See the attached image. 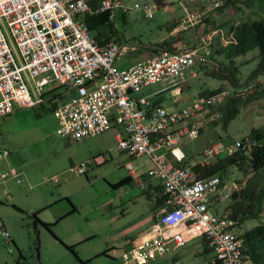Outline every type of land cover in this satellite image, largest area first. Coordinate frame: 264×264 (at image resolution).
Returning <instances> with one entry per match:
<instances>
[{"label": "built area", "instance_id": "2783aa9c", "mask_svg": "<svg viewBox=\"0 0 264 264\" xmlns=\"http://www.w3.org/2000/svg\"><path fill=\"white\" fill-rule=\"evenodd\" d=\"M225 1L209 0L206 12H187L174 32L203 22L208 11ZM157 9L158 5L130 7L125 0H102L97 10L110 12L115 21L117 13L125 15L130 10H143L147 18H153ZM91 12L88 0H0V117L14 113L15 108L45 104L46 94L58 87L75 91L77 97L55 111L58 134L82 141L119 129L124 133L118 140L119 150L131 158H144L148 178L162 185L166 197L157 224L146 239L126 250L125 261L147 264L173 252L175 246L202 239L209 242L212 257L196 264H246L235 222L211 209L212 200L222 193L220 177L200 179L194 169L233 154L243 142L213 143L193 164L183 148L185 141L199 138L202 128L220 117L206 119L199 114L218 104L222 95L199 96L182 108L135 97L157 84L166 90L186 83L198 54L189 49L164 50L120 68L126 50L119 43L101 44L93 37L82 20ZM3 156H10L9 151ZM88 164L82 162L71 171L86 174ZM127 168L130 173L136 170L132 162ZM11 173L19 176L16 169ZM0 236L12 241L1 222Z\"/></svg>", "mask_w": 264, "mask_h": 264}, {"label": "rangeland", "instance_id": "374dc122", "mask_svg": "<svg viewBox=\"0 0 264 264\" xmlns=\"http://www.w3.org/2000/svg\"><path fill=\"white\" fill-rule=\"evenodd\" d=\"M160 1L163 3L160 4ZM208 1L209 0H125V3L130 7H133L134 4L139 3L142 5L147 4L150 6L158 5V9L154 12L153 18H147L143 10H130L129 13L125 15L127 16L125 21H121L118 17L119 14L117 13V19L115 21L116 24H118L117 30L122 38V43L134 44L138 47H147L150 44L152 45L157 42L164 43L169 39L170 36H175L179 34V32H181L179 31L171 33L168 30V26L170 24H172L180 17H184L187 12H206L207 5H210ZM212 1L214 2L215 0ZM215 4L216 3H213L211 4V6H215ZM249 13L250 10L248 7L246 8V11H244V13L239 12L238 14L230 11L220 13L214 9L208 11L206 16L204 15L205 18L203 19L204 21L202 20L203 22L199 24L194 23L196 24L195 26L189 27L188 29L183 31L184 38L181 43L177 44V48H179V50L193 49L197 45L199 47L204 45L208 48L211 44L219 43V39L221 38V36L222 40L224 41L226 35L223 36L220 31L214 32V26L222 27L223 24L229 25L231 18L239 21L242 17H244L245 14ZM181 19L179 22H174L176 26L179 25ZM206 20L211 21L214 26L206 24ZM202 60L204 59L198 57L197 65L194 67L193 72L190 71L189 73H187L186 78L188 81H186V83L168 86L166 90H164L165 85L163 86L162 84H157L155 86H151L150 88L147 87L149 88L147 90H145L146 88H144L142 90L143 93H146V95H148L149 93L160 91L158 95H161L159 97L158 95L156 96L163 100L166 107H168L167 103L178 100L176 105L182 108L192 104L193 100L201 96V94L207 91H214L222 88L223 83L211 79L207 73L210 72V70L214 69L216 65L211 60ZM203 62L205 63L204 66L206 67V69H201V65H203ZM256 64L257 61L242 69V75L240 77L242 83H245L247 81L249 75L251 74V71L256 68ZM40 79L41 78H39L38 80ZM56 89V91L53 92V90H55L53 89L46 94L45 104L34 108H15L14 113L8 116L0 117V145H2L3 147L0 148V150H6V148L4 147H8V143L5 140L6 138H10L12 141L17 142L15 132L20 131L23 128L34 127L37 125V121L39 120H42L44 122L46 121L48 127H53L57 131V129L59 128V123L57 119V124H55L53 121L56 118L55 112L52 109L53 105L57 104L58 107H60L68 104L77 97V93L73 90H67L65 87H58ZM224 90H226V92L222 94V101L227 95L230 94V92H233L232 87L228 84L224 85ZM255 90V88H252L251 90H242L243 97L248 98L255 92ZM141 92L139 94H141ZM183 94H186V99L184 102L179 100L180 96ZM55 95H60V97L58 100L52 103L50 100ZM156 96L153 95L152 97ZM206 112H204L202 115L199 114V118H201V116L202 118H206ZM213 121H209L204 126L199 138L194 141H185V146L183 145V148H186V150H188L189 148L196 154L197 152H200L204 146H211L213 143L220 141V139H222V141L226 145H232L237 141L247 139L251 134L253 128L264 127V101L250 102V104L244 107L242 109L241 115L231 123L228 132H225L221 126H212L211 123H213ZM119 131V129H113L106 133L82 141H77L70 137H61L63 138V141L64 139H67V146L69 148L76 150L80 147L86 146V143L90 144L92 143V141L107 138L108 136L115 137L117 136V133L119 134L121 132ZM121 152L122 154L125 153L123 151ZM112 154L114 157H117L116 152H112ZM140 159L144 161V158ZM196 159H193L192 163H194V160ZM132 161L135 164H139L138 160ZM81 163L82 162H79L77 164H74L73 166L79 165ZM107 163H111V165H106ZM107 163L101 166H108L106 167L108 169L113 168L112 170H114L115 172H118L117 170L122 169H115V165L112 164L111 160H108ZM98 167L94 166L93 169L90 170V167L88 165V168L90 170L88 179L86 178L85 174L72 173L71 175L67 176L70 179L69 187H74V185H78V187H80L78 189L79 192L77 193L79 202H85L87 199L91 200L93 201V206L95 208H97L100 202L110 197L112 200H115L114 197H118L119 193L124 190L122 187L118 191L112 192V189L109 187L108 181L103 178V171L95 172ZM0 175H2V173ZM243 175L244 173H240L236 168L231 170V174L225 182V187L223 188L221 195L218 196V198L213 202L212 211L215 212V209L219 208L220 206H222L221 210H224L225 206H227L228 204L227 195H229L233 191L235 185H238L237 181L244 180ZM0 180H2L1 176ZM86 180L94 182V186L91 189H85L82 191L81 189L83 188L84 183H86ZM13 182L16 183V180H14ZM58 187L59 184L50 182L46 185H43L39 189H48L49 192L57 189ZM124 187L125 191L127 192L125 194L126 200L133 201L137 197L139 199V202L136 206L135 204H132L133 206H131V213L127 212L128 215L126 217L120 215L122 216L123 222L121 221L119 222V224L122 227L115 228V232H121V230L126 229L130 235H133L138 232L131 231L135 227L136 223L140 219L146 217L148 214L153 215L152 211L155 206V198H152V193L146 190L147 188H145V186H139L137 182H133L132 184L126 185ZM9 192V186L0 181V222L10 232L11 239L15 241V243H13V241L8 242L4 237L0 236V264H47V258L49 259L48 264L55 263L57 261V258H55V255L53 254V244L56 243L58 244V246H60L59 241H57L54 237V234L56 235V227H53L52 232L48 231L41 225H38V228H36L32 217L27 214L18 212L13 207V204L8 202L7 197ZM120 195L122 197V193H120ZM121 197L119 201L122 200ZM128 205H131V203L128 202ZM126 210L128 211V209ZM120 213L121 209L118 210L117 214ZM40 218L42 220V218L44 219V216L42 215L40 216ZM262 220L264 221V215L262 217ZM258 223L259 222L257 221L246 223L243 227L244 231L255 227ZM146 237L147 236L144 235L141 239H146ZM38 240L40 241V251H38ZM19 250L21 251L25 259H21ZM118 250H122V248H118ZM202 250V239H194L189 244H187L186 247L184 246V248L173 250V252L163 256L162 259L167 257H174L176 258V260H172L171 264H196L198 262H201L202 258H200V256H195V254H197L199 251L201 252ZM119 252L121 253L123 251ZM46 253L49 254V256H45L43 260V254ZM159 260H157L156 262H158ZM88 264H105V260L98 259ZM246 264L253 263L249 261Z\"/></svg>", "mask_w": 264, "mask_h": 264}, {"label": "crops", "instance_id": "0c3cea01", "mask_svg": "<svg viewBox=\"0 0 264 264\" xmlns=\"http://www.w3.org/2000/svg\"><path fill=\"white\" fill-rule=\"evenodd\" d=\"M118 17L121 21H125L127 18L122 14ZM182 17L176 21L179 22ZM160 44L161 42H157L147 47H138L134 44L124 43L125 56L118 66L127 68L132 63L150 57L159 50ZM176 47L178 46L176 45ZM157 93H160V91L148 95L142 91L141 94L138 93L135 97L152 98L150 100L153 103H160L166 107L163 100L158 98L161 94L157 97ZM153 95L156 97H152ZM185 99L186 94L181 95L179 98L182 102ZM177 101L167 103L168 107H179L176 105ZM56 119L53 120L55 124H57ZM123 136L124 133L121 131L120 136L117 133L115 137L108 136L92 141V143H86V146L74 150L67 146V139H64L65 142L63 141V138L58 134V129L56 131L55 128L48 127L46 121L39 120L36 126L23 128L15 132L17 142L12 141L10 138L5 139L8 147H4L6 150H0V174L2 173L0 175L2 180L0 181L10 188L7 197L8 202L29 214L39 212L40 216L43 215L44 219L42 218V221L54 225L56 236L68 246H75L80 259L74 257L59 242L60 246L56 243L53 244V254L57 258V261L53 264H88L98 259H104L105 264H138L136 262L127 263L124 254L134 244L141 242L144 235L147 236L153 230L159 220L158 216L162 213L164 194L162 185L148 178L147 168L144 166L143 160L133 159L125 153L122 154L119 150L118 140ZM206 147L207 145L196 154L188 148L189 163L191 164L193 159L200 155ZM0 148H3L2 145H0ZM5 151H9L11 156L5 158L3 156ZM112 152H116L117 157H114ZM169 157L173 159L172 156ZM108 160L112 161L115 169H122L115 172L112 170L113 168L108 169L106 168L108 166H101L107 163ZM132 160H138L139 164H135ZM87 161L90 170L94 166H99L95 172L103 171V178L108 181L112 192L119 190L114 188L115 185L125 179H130L132 183L137 182L139 186H145L146 190L152 193V198H155L153 215L148 214L136 223L131 231H138L137 233L130 235L126 229L115 232V228L122 227L119 224L122 221V216L126 217L127 212L131 213V206L134 204L136 206L139 202L137 197L133 201L126 200L125 187L120 192L122 197L119 193L118 197H114L115 200L110 197L100 202L97 208L93 206L91 200L87 199L85 202H79L77 193L80 187L78 185L69 187L70 179L67 176L73 173L71 168L74 164ZM131 162L136 168L134 173H130L127 168ZM106 165H111V163ZM13 169L19 171V176L16 178L12 177L11 172ZM90 170L88 168L86 171L87 179ZM14 180H16V183L13 182ZM50 182L59 184V187L49 192L48 189H39ZM93 186L94 182L86 180L81 190L91 189ZM120 197L122 198L121 201H119ZM128 202L131 205H128ZM119 209H121V213L117 214ZM12 241L15 243L14 240ZM118 248H122V250H118ZM180 248H184V246H175L174 250ZM119 251L123 252L120 253ZM104 252H108V255L100 256ZM202 252L203 250L199 251L195 256H199ZM45 256L48 257L49 254H43V260ZM157 260L159 261L156 262ZM172 260H176V258L167 257L162 259L158 256L147 264H171ZM46 262L48 264V258Z\"/></svg>", "mask_w": 264, "mask_h": 264}, {"label": "trees", "instance_id": "16d2710c", "mask_svg": "<svg viewBox=\"0 0 264 264\" xmlns=\"http://www.w3.org/2000/svg\"><path fill=\"white\" fill-rule=\"evenodd\" d=\"M88 1L92 6V12L84 15L82 20L89 27L93 37L101 44L115 42L123 45L124 43H122V38L117 30L116 21L110 19V12L97 10L101 7L102 0ZM159 3L162 4L163 2L160 1ZM247 7L250 13L245 14L239 21L231 18L229 25L223 24L222 27H217L211 21L206 20V24L214 26V32L220 31L223 36L226 35L225 38L223 37L224 41L221 36L219 43L211 44L208 48L204 45L201 47L197 45L193 49H189L194 50L204 60H211L216 66L210 72H207L208 76L213 80L223 83L222 88L207 91L201 94L200 97L211 99L212 97L222 95L226 92L224 90V85L226 84L230 85L233 89V92H230L223 101L220 100L218 104L210 105L205 113L206 118L220 115L211 125L214 127L221 126L225 132H228L231 123L241 115L242 109L250 104V102L264 101V0H226L216 11L220 13L230 11L238 14L239 12L244 13ZM174 22L168 26V30L171 33L178 27ZM183 31L175 36H170L167 41L161 43L156 53L164 50L168 52L179 50L176 45L182 42L184 38ZM256 61V68L251 71L247 81L242 83L240 79L242 69ZM204 64L203 62L201 69H206ZM252 88L256 89L255 92L248 98H244L242 90H251ZM56 90H53V92ZM59 97L60 95H55L50 101L53 103ZM156 104L159 105L160 103ZM58 108V105L54 104L52 109L55 112ZM242 142L243 147L235 150L233 154L220 158L207 167L197 165L194 169L200 179L213 176L220 177L222 190L232 169L236 168L240 173H244V180L237 181L239 186L235 185L233 191L227 195L228 204L224 210H221L222 206H220L213 212L222 218H229L235 222L233 229L241 242L246 263L250 261L253 264H264V221L262 220L264 215V127L253 128L249 137L242 140ZM130 184H132V180L125 179L115 185L114 188L121 189ZM217 198L212 200L211 209L213 202ZM165 200L166 197L163 195V205ZM13 207L19 212L32 217L36 228H38V225H41L52 232L54 225L43 222L39 212L29 214L17 206ZM251 221L259 223L255 227L244 231V225ZM54 237L80 260L75 246H68L55 234ZM202 241L203 252L199 256L204 260L212 257V250L207 240ZM38 251H40L39 240ZM107 253L104 252L100 256H107ZM20 257L21 259H25L21 251Z\"/></svg>", "mask_w": 264, "mask_h": 264}]
</instances>
